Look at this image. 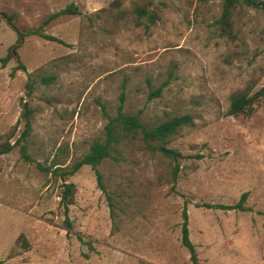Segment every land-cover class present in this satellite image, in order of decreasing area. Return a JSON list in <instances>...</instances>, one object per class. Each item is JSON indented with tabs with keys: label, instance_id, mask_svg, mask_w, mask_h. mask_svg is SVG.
<instances>
[{
	"label": "rangeland",
	"instance_id": "1",
	"mask_svg": "<svg viewBox=\"0 0 264 264\" xmlns=\"http://www.w3.org/2000/svg\"><path fill=\"white\" fill-rule=\"evenodd\" d=\"M222 1L0 0L23 30L69 2L80 10L44 24L62 42L27 35L19 61L4 64L17 34L0 19V137L15 142L0 153L2 264H193L181 243L184 207L202 264H264V96L250 114L226 112L232 91L264 84V8L238 6L226 34L216 22ZM122 91L124 109L147 121L193 113L168 143L181 152L175 180L173 159L137 138L99 164L106 190L90 164L65 180L52 174L102 136ZM25 102L31 159L16 141ZM63 181L75 183L70 229ZM244 191L245 209L205 204L235 203Z\"/></svg>",
	"mask_w": 264,
	"mask_h": 264
},
{
	"label": "trees",
	"instance_id": "2",
	"mask_svg": "<svg viewBox=\"0 0 264 264\" xmlns=\"http://www.w3.org/2000/svg\"><path fill=\"white\" fill-rule=\"evenodd\" d=\"M247 5L253 7L264 8V0H223L221 12L216 19L219 27L223 33L230 34L233 26V16L235 9L238 6ZM136 11L139 16L147 15L151 22L155 21L156 13L154 11H148L145 7L137 5ZM80 10L74 2H69L62 8L55 10L48 14L42 23L37 27H30L27 29H21L16 23L17 17L16 11L0 10V19H4L7 24L16 32V39L12 43L4 56L1 57L2 63H6L12 57H15L19 61L18 48L23 42L25 36L30 34H39L48 39L57 40L62 42V38L55 36L54 34L45 32L43 26L51 19L57 17L62 13H79ZM24 68L23 63H19V66H15L14 69ZM45 81H50L53 75H42ZM27 85L30 86L31 82L28 80ZM151 93L157 95L160 93V88H155ZM261 96H264V84L254 90L250 91V88L245 86L243 88L236 89L230 94V101L226 112L228 114H250L254 109V103ZM105 116L107 118L104 127L103 134L100 138L94 139L86 152L82 155L74 158L70 163L61 165L53 164L47 169L52 174L60 176L63 180L66 176L74 173L82 164H90L94 169L97 177L98 185L106 190L102 183V172L99 168V164L106 158H116L120 152L121 146L130 139H139L143 146L151 151H157L161 155L169 157L172 162V179L175 180L178 167L179 156L181 152L177 149L170 147L168 143L171 138L184 126H189L194 123V115L191 112H183L172 114L167 117H163L153 121H147L142 116V110L126 111L124 109V93L120 94V103L114 114H110L105 110ZM32 108L27 102L23 105L18 121H23V128L21 129L17 142H20V152L25 159H31V153L29 151V136L32 131ZM15 142H11L9 138L1 140L0 137V153L10 150ZM75 183L72 181H63L62 190L60 196V203L63 206V223L67 229L72 226L69 218V205L74 201ZM247 197V191L242 192L240 198L235 203H223V202H206L205 204L213 207L221 208H240L245 209L244 204ZM264 213V212H263ZM82 239L81 236H79ZM181 243L189 252V258L193 264H202L198 258L195 244L190 238L188 227V213L186 207L182 210V222H181ZM0 264H2L0 262ZM140 264V263H133Z\"/></svg>",
	"mask_w": 264,
	"mask_h": 264
}]
</instances>
